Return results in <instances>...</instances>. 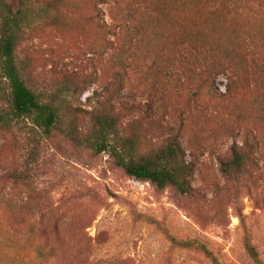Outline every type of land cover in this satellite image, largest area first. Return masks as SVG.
Instances as JSON below:
<instances>
[{"label": "rangeland", "instance_id": "rangeland-1", "mask_svg": "<svg viewBox=\"0 0 264 264\" xmlns=\"http://www.w3.org/2000/svg\"><path fill=\"white\" fill-rule=\"evenodd\" d=\"M209 1L35 0L46 15L24 31L17 59L79 141L55 132L33 142L28 121L0 132V264H211L137 215L201 240L224 264H248L236 186L219 170L233 144L251 146L240 206L264 261V0L232 13ZM196 25L208 32L196 38ZM181 38L193 49L179 57ZM102 111L119 115L140 153L177 135L195 162L192 194L137 181L91 148Z\"/></svg>", "mask_w": 264, "mask_h": 264}, {"label": "trees", "instance_id": "trees-1", "mask_svg": "<svg viewBox=\"0 0 264 264\" xmlns=\"http://www.w3.org/2000/svg\"><path fill=\"white\" fill-rule=\"evenodd\" d=\"M209 3L216 4L210 9L214 12L218 9L232 13L244 8L243 0H210ZM262 7V4L254 6L255 13L258 14ZM45 15V10L35 7V0H18L15 6L0 0V97L6 101V105L0 108V132L28 121L33 142L40 143L43 139H50L55 132H60L76 142L79 138L74 132L76 127L73 121L66 125L62 120L64 114L61 113V107L53 101L43 100L27 85L23 77L24 67L17 59V46L24 31L34 22L43 19ZM206 32L208 31H200L199 25H196L193 34L195 33L194 36L198 38ZM207 43L212 44L209 41ZM189 45L191 38H181L180 43L174 44V51L181 57L188 51ZM191 48L193 49L192 45ZM253 54L257 56V53ZM176 61L181 62V59L177 58ZM119 124L120 117L114 112L102 111L95 114L92 125L94 139L90 141V138L86 137L85 142L98 152H110L116 165L137 181L148 182L161 190L169 188L179 196L192 194L191 182L195 162L187 159L177 135H172L162 144L140 153L136 146V138L123 137L118 131ZM250 149L249 144L244 148L237 144L231 145L230 155L219 159V170L236 186L232 202L242 226V245L250 260L248 264H264L240 206L241 192L245 190L251 179L248 170L254 165ZM31 155H35V149L31 151ZM13 176L27 177L23 173H16ZM137 218L147 220L162 231L170 247L195 250L207 257L211 264H224L219 255L201 240L172 237L153 219L142 215H137Z\"/></svg>", "mask_w": 264, "mask_h": 264}]
</instances>
